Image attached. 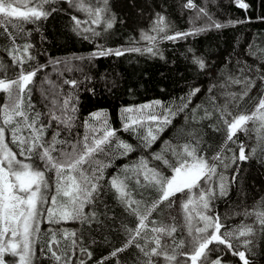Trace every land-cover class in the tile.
Segmentation results:
<instances>
[{"label": "trees", "instance_id": "trees-1", "mask_svg": "<svg viewBox=\"0 0 264 264\" xmlns=\"http://www.w3.org/2000/svg\"><path fill=\"white\" fill-rule=\"evenodd\" d=\"M242 2L248 7L240 8L236 0H192L195 7H189L188 0H107V3L104 0H87L92 8L105 9L101 13V24L95 25L87 13L70 7L66 0H56L45 5L46 9L56 10L47 19L24 24V32L18 33L9 26L8 31L15 37V47L22 49L25 44L31 45L25 54L24 69H39L27 85L23 100L30 120L36 118L37 113L40 114L37 126L46 125V140H51L57 131L60 140H82L86 132L84 122L87 120L89 125L98 126L99 122L91 119L90 114L103 112L108 117L109 126L118 130L117 137L135 148L129 154L121 155L123 150L115 147L116 140L113 139L111 145L105 146L104 153L95 156L106 167L100 181L103 187L94 203L86 205L84 209L86 213H95L94 221L89 224L68 220L50 225L42 220L35 245L34 264H56L47 248L50 227L76 233L77 247L73 249V237L64 239L61 232H57L58 250L64 257L60 264H65L69 258L70 264H80L81 261L84 264H98L105 257L108 259L104 264H141L147 260L135 245L115 257L110 255L125 243L128 235L125 226L134 228L137 220L117 200L109 182L114 176L120 177L136 199L150 205L158 193L152 187L137 185V178L141 184L145 182L143 176L137 177L132 169L143 157L149 167L170 176V170L161 161L152 159L153 154L162 153L174 163L171 148L179 151L180 145L195 144L197 140L200 141L199 154L215 165L216 173H220L219 176L224 179L226 189L223 194L221 191L215 192L214 198L208 199L209 208L204 213L214 219L219 218L222 227L218 235L232 245L229 249L227 244L213 242L206 249V256L201 257L197 264H214L217 259L220 264H243L238 255H233V251L245 252L249 264H264V226L257 222L253 214L264 210V127H261L259 120L249 121L245 125L247 131H237L232 141L225 143L227 128L221 119L222 115L231 120L239 114H250L255 110L259 98L264 96V79H261L264 77V0ZM73 16L81 21L79 27ZM159 17L164 18L167 26L164 32L153 30ZM108 20L112 21L110 29L105 28ZM230 21L244 22L233 24ZM213 22L223 27L215 28L211 26ZM89 28L100 35L84 31ZM176 33L190 34L174 41L164 38ZM146 35L156 37L155 42L144 39ZM13 46L12 40L0 27V61L8 66L10 78L19 72L18 67H12L8 54ZM149 47L153 48L155 54L146 51ZM101 48L119 49L124 54L93 56ZM134 48L141 51H128ZM28 55L32 57L31 60L27 59ZM197 60L203 61V69L196 63ZM71 81H75L74 86L68 83ZM249 82L250 90L242 96L249 88ZM197 88L199 91L190 96ZM69 97V108H76L74 114L69 112L75 117L70 130L49 115L53 110L60 116L63 102ZM5 99L4 94L0 93V104ZM155 101H160V105H155ZM143 105L151 107L141 109ZM125 108L140 109L125 114L134 118L165 115V110L169 108L175 115L170 116V124L160 125L162 131H157L158 122L144 119L137 135L123 130L121 114ZM225 108L231 112V116L224 111ZM149 128L157 139L150 148H145L139 137L146 135ZM22 134L27 136L29 132L25 129ZM5 135L6 140L10 141L11 133L6 132ZM89 135H92L90 131ZM10 146L18 151L16 145ZM241 146L247 157L245 160L239 159ZM216 155L220 159L212 160ZM48 178L51 181L53 174L48 173ZM185 198V194L177 193L172 198L175 203L171 208L165 202L149 218L164 224H176L177 231L173 237H165V242L170 245L173 239L179 243L187 238L184 212L180 206ZM200 208L197 205V211ZM141 211H144L142 207ZM249 226L253 229L252 234L238 235L239 230ZM147 234L150 237L153 235L150 231L142 235ZM245 241L249 242L246 246ZM138 243L143 245L145 239L138 238ZM153 246L149 244V248ZM172 247L168 248L169 254H172ZM184 251L187 249H176L177 259L181 264H191L186 256L180 255ZM87 252H91L90 258ZM5 259L18 260L8 254ZM153 259L164 264L162 258Z\"/></svg>", "mask_w": 264, "mask_h": 264}, {"label": "snow or ice", "instance_id": "snow-or-ice-1", "mask_svg": "<svg viewBox=\"0 0 264 264\" xmlns=\"http://www.w3.org/2000/svg\"><path fill=\"white\" fill-rule=\"evenodd\" d=\"M55 2L56 0H0V27L4 29L14 45L8 52L12 67L19 68V72L15 74V77L10 78L7 74L8 66L0 61V73H3V75H0V93H3L6 98L5 102L0 104V264H34L35 245L40 235L42 220H46L50 225L60 224L62 221L66 222L68 220H78L89 224L93 222L95 213H86L84 209L86 205L94 203L103 187L100 181L103 179V169L106 167L100 160L95 159V156L104 153L105 146L111 145L113 139L116 140L115 147L123 150L120 153L121 155H127L135 151L133 145L117 137L118 130L109 126L108 117L103 112L90 114L91 119L99 122L98 126L89 125L86 120L84 122L86 132L82 140L75 142L58 139L60 135L58 131L52 136L51 140H46L44 137L46 125L39 124L37 126L40 114L37 113L36 118L30 120L29 115L25 112L23 94L39 69L33 71L24 69L25 54L28 53L31 45L25 44L22 49L15 47V37L8 29L11 26L18 33L24 32V24H34L41 19H47L51 12L56 9H46L45 5ZM66 2L70 7L87 13L92 24H101V13L105 9L92 8L87 0H66ZM104 2L107 3V0H104ZM236 3L240 8L248 7L242 0H236ZM188 6L195 7L192 0H188ZM200 11L204 12V9ZM204 14L207 15L206 12ZM72 19L77 27L81 25V21L77 17L73 16ZM242 22L244 21H230L229 23ZM211 26L215 28L223 27L220 23L215 22ZM111 27L112 21L108 20L105 28L110 29ZM166 27L164 18L159 17L156 28L153 30L164 32ZM84 31H91L93 35H100L95 29L89 28L84 29ZM189 34L176 33L164 38L174 41L178 37ZM143 38L153 43L156 40V37L150 35ZM128 51L139 52L141 50L134 48ZM146 51L155 54L151 47L147 48ZM123 54V51L119 49L101 48L100 51L93 53V56H120ZM27 59L31 60L32 57L28 55ZM196 63L201 69L204 68L203 61L197 60ZM261 79H264V77ZM68 83L75 85V81ZM250 87L251 82H249V88L245 90L242 96L248 94ZM198 91V88L194 89L189 95L194 96ZM70 99L69 97L64 100L60 116H57L53 110L49 112L52 120L63 124L68 130L74 126L73 121L75 119L74 115H69V112L73 114L76 112L74 106L69 108ZM53 104L55 106V101ZM154 104L160 105V101H155ZM31 106L29 103V107ZM186 106L185 104L184 107ZM149 107L151 105H143L141 109ZM139 110L122 109L121 118L124 131H131L138 135L139 127H143L144 119L158 122L157 131H162L160 125L170 124V116L175 115L170 108L165 110V115L153 114L146 118H134L125 115ZM224 111L229 116L232 115L231 112L227 111V108ZM207 115L208 113H206ZM221 119L227 128L225 143L232 141L237 131H247L245 125L249 121L259 120L261 127H264V96L259 98L255 110L250 114H239L233 116L231 120L224 118L222 115ZM10 125H14V127H8ZM25 129L29 132L27 136L22 134ZM89 131L92 133L91 136ZM6 132L11 133L10 141L6 140ZM99 132L103 134L97 135ZM139 138L143 140L145 148H150L157 139V135L149 128L147 134ZM199 143V140L195 144L185 143L180 145L179 151L175 147L171 148L174 163L162 153L153 154L152 159L161 161L170 170V176H166L157 168L149 167L148 161L143 157L139 164L132 169L137 177L142 175L145 182L141 184L140 179L137 178V185L152 187L158 193L157 198L152 200L150 205H144L143 200L136 199L125 180L118 176L112 177L109 182L110 188L117 200L125 206L130 214L136 217L137 223L134 228L125 226V231L128 233L127 239L122 247L111 252V257H115L119 252L135 245L147 257V260L142 261L141 264H159V261L154 260L153 257L162 258L164 264H181V261L177 259L176 249L186 248L187 251L181 252L180 255L186 256L191 264H197L201 257L206 256V249L213 242L227 244L229 249L232 248L231 243L218 235L222 227L218 217L214 219L203 212L197 211L195 207L191 209L189 207L199 203L203 209L207 210L209 208L207 197L213 194L211 191L206 190L204 184L200 182L203 180L205 184L208 183L212 175L216 173V167L210 164L205 156L199 154ZM10 144L16 145L18 151L14 150ZM57 145H67V147L58 148ZM54 153L59 154L54 155ZM211 159L218 160L220 156L216 155ZM239 159H247L243 146L240 147ZM48 173L53 174L51 181L48 178ZM220 187L221 194H223V184ZM194 189L200 191L194 192ZM177 193H183L186 196L181 201L180 206L184 212L187 238L181 239L179 243L173 239L170 245L165 242V237H173V234L177 231L176 224H164L162 221L150 220L149 218L165 202H168L167 207L171 208L175 203L172 198ZM134 205L135 207H133ZM142 206H144V211H141ZM193 213L196 215L194 216ZM253 214L256 216L257 222L264 226V210L255 211ZM197 217V223L193 224V220H196ZM172 219L174 221L175 217ZM200 222H203L202 226H200ZM58 231L61 232L64 239H68L69 236L73 237L71 247L73 249L77 247L75 232L50 227L48 232L51 233V236L47 242V248L56 264H60V261L64 258L58 250ZM146 231L153 234L151 239L142 235ZM252 231L253 229L250 226L244 227L239 230L238 235L247 236L252 234ZM224 235L230 236L232 233H225ZM138 238H144L145 243L143 245L138 243ZM247 243L249 242L245 241V246ZM149 244L154 246L149 248ZM54 245L55 247H53ZM172 245H175V247H172ZM169 247H172V254L168 252ZM41 251L43 252V249ZM81 251L86 252L85 249H81ZM6 254L18 258V260L6 261ZM64 255L66 256L67 253H64ZM87 255L90 258L92 254L87 252ZM233 255H238L243 264H249L245 252L233 251ZM107 259L108 257L102 258L98 264H104ZM65 264H70V258L65 261ZM80 264H84V262L81 261ZM214 264H220V261L217 259Z\"/></svg>", "mask_w": 264, "mask_h": 264}, {"label": "rangeland", "instance_id": "rangeland-1", "mask_svg": "<svg viewBox=\"0 0 264 264\" xmlns=\"http://www.w3.org/2000/svg\"><path fill=\"white\" fill-rule=\"evenodd\" d=\"M219 174L220 173H215L214 175H212V177H211V180L210 181H208V183H204V181L202 180V182H200L201 184H204V188L206 189V190H209V191H211L213 194L212 195H210V196H208L207 197V199H209V198H211V200L214 198V196H215V192L216 193H220V191H221V184H223L224 185V191L226 190L225 189V181H224V179L221 177V176H219ZM200 190L199 189H197V192H199ZM209 201V200H208ZM210 202V201H209ZM146 205V204H145ZM197 205L198 206H200L201 207V205L199 204V203H196V204H194V205H190V209L192 208V207H195L196 209H197ZM142 209L144 210V206H142ZM199 212H205V209H203L202 207L198 210ZM205 214V213H204ZM193 215H196L195 213H193ZM197 221H198V217L196 218V220H195V224L197 223ZM202 223L203 222H200V226H202ZM126 236H128L127 234H126ZM145 237H149V239H151V237L147 234ZM142 243V242H141ZM140 243V244H141Z\"/></svg>", "mask_w": 264, "mask_h": 264}]
</instances>
